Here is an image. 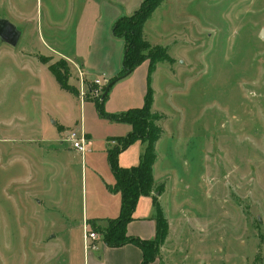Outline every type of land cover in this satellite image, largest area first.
<instances>
[{
    "label": "rangeland",
    "instance_id": "obj_1",
    "mask_svg": "<svg viewBox=\"0 0 264 264\" xmlns=\"http://www.w3.org/2000/svg\"><path fill=\"white\" fill-rule=\"evenodd\" d=\"M49 1L0 0V19L22 31L15 45L0 39V264H84L85 231L108 227L91 222L102 209L92 197L108 170L102 142L119 125L95 119L97 97H81L76 65L44 56L82 103L20 53H49ZM162 10L148 29L175 59L152 82L159 166L176 178L165 194L175 237L209 234L212 247L219 233L228 264H264V0H168ZM77 121L93 136L87 161L67 137Z\"/></svg>",
    "mask_w": 264,
    "mask_h": 264
},
{
    "label": "crops",
    "instance_id": "obj_2",
    "mask_svg": "<svg viewBox=\"0 0 264 264\" xmlns=\"http://www.w3.org/2000/svg\"><path fill=\"white\" fill-rule=\"evenodd\" d=\"M142 1L143 0H68V3L59 5L55 0H50L49 8L46 12V33L50 41H47L46 45H48L50 49L49 53H43V55L39 52L38 57L35 55L26 58L22 52L27 51L26 49H22L20 53L24 59H33L45 65L47 68L49 62H42L40 57L51 55L69 60L73 66L76 65L75 69L77 72L78 69L82 71L87 82H90V80L94 78H99L102 82V86H106L108 81L119 75L118 73L121 71L125 52L124 40L122 37L114 35L113 26L121 16L133 14ZM167 1L168 0H163L145 21L143 25V37L150 44L165 48L168 54L165 45L157 41L154 35L149 33L148 29V23L151 21L152 15L160 10L163 11L162 9ZM21 36L22 31H20L18 41ZM33 52L37 53L35 50ZM169 57L171 56L169 55ZM171 58L172 61H167L169 63H174L175 59L173 57ZM167 61H159L156 63L152 70L150 80V87L152 85L153 88L151 110L160 116V120L158 121L160 127L163 115L155 104L157 89L152 82L154 81L153 75H155L156 67L162 62ZM148 68L149 61L144 60L142 63L138 64L133 71L122 76L111 85L107 97L103 102L106 113L120 114L129 108H138L143 105L144 96L147 91ZM48 70L50 71L49 68ZM53 76L55 78V75ZM78 81L80 82V80ZM75 96L80 103H82L84 99H80L79 95L75 94L74 97ZM95 115V117H97L95 119L101 121L111 120V122L119 125L117 128L121 130V132H114V134L108 135L102 142L100 152L102 153V157L105 156L107 159V149L110 146L109 141L115 143L112 139L123 137V135L131 130V125L127 122L103 118L99 115L98 111ZM55 123H57L59 127L65 128L63 124H59L58 122ZM78 123L77 121L76 124L78 126H76V128L83 130L88 138L89 150L84 154L80 152L82 159L85 158V161H87L93 148V136H91L90 132L85 128V124L83 126V124L81 125ZM162 133L163 130L161 131L160 138L155 143V150L164 141V135H162ZM144 147L145 142L139 139L131 143L118 154V165L123 168L137 165L144 152ZM157 156L156 150V158L153 164L154 187L151 195L158 198L161 211L168 223V232L164 241L159 246L157 255L154 258L155 260L149 264H228L226 262L227 258L224 257L222 253L223 247L220 244L219 233L217 234V239H214L212 247H210L209 234L204 237L203 241H201L202 243L195 241H187L186 243L188 236L184 238V242L181 237H175L178 233L177 231H173V227L171 226V212L166 206L167 200L165 197L167 188L172 184L171 180L173 178H171V173H167L160 168V156ZM107 167L108 170L102 172L103 176L105 175V181L101 182L100 188L94 192L92 197L96 199V205L102 207V209L93 214L94 217L91 222L95 221V225H100V227H105L109 219L117 218L120 215V194L108 189V185H113L115 183L114 175L109 167L108 160ZM166 170L168 171V169ZM175 180L176 178L173 179V181ZM158 188H161L160 192L156 190ZM97 192L99 193L97 194ZM151 195L140 196L133 211V218L128 221L125 226L128 235L137 237L140 240H151L156 234V212L153 206V197H151ZM84 222L85 219L82 225ZM206 227L209 229L208 226ZM192 230H194L192 227H187L184 229V233H188V235L192 232L195 233V231ZM95 232L97 233V231ZM98 233L97 238L92 242V251L84 253V264H142V249L138 245L127 242L121 246L109 247L101 240ZM97 239L99 240L96 241Z\"/></svg>",
    "mask_w": 264,
    "mask_h": 264
},
{
    "label": "trees",
    "instance_id": "obj_3",
    "mask_svg": "<svg viewBox=\"0 0 264 264\" xmlns=\"http://www.w3.org/2000/svg\"><path fill=\"white\" fill-rule=\"evenodd\" d=\"M162 1L143 0L133 14L121 16L115 22L113 26L114 35L122 37L125 43L123 65L121 71L118 73L119 75L108 81L106 86L102 87L101 95L93 99L101 117L127 122L131 125V130L123 135V137L113 139L117 142V145L107 149V160L115 179V183L108 185V189L120 194V215L117 218L109 219L107 228L103 230L97 229V231L101 235V240L109 247L121 246L127 242L138 245L142 249V264H149L155 260L154 258L157 255L159 246L164 241L168 232V223L161 211L158 198L151 195L154 187L153 164L156 158L155 143L160 138L162 130L158 123L160 116L151 110L153 89L150 87V80L156 63L159 61H172V58L166 53L165 48L152 45L143 37V25L145 21ZM150 48L153 49H151L152 52L149 50ZM146 59L149 60V74L143 105L138 108H129L120 114L106 113L103 102L107 97L111 85L122 76L129 74L138 64ZM40 60L45 63L48 62L44 56L40 57ZM63 63H66V61L63 60ZM48 68L55 75L56 81L62 89L78 95V91L68 84L67 78H64L60 68L58 69L54 63H49ZM138 139L145 142L144 152L138 164L124 168L120 167L117 162L118 154ZM156 190L160 192L161 188ZM141 195H151L153 197V206L156 212V234L151 240H140L137 237L130 236L126 233L125 229L126 223L133 218V211ZM91 230L94 231V229Z\"/></svg>",
    "mask_w": 264,
    "mask_h": 264
},
{
    "label": "built area",
    "instance_id": "obj_4",
    "mask_svg": "<svg viewBox=\"0 0 264 264\" xmlns=\"http://www.w3.org/2000/svg\"><path fill=\"white\" fill-rule=\"evenodd\" d=\"M79 75H80V95L83 97L87 93L93 94L95 97H98L101 95L102 90L99 88L102 84L101 80L99 78H94L90 80V82H87L84 78V75L81 70L78 69ZM95 85L99 86L96 87ZM68 140L70 142L71 148L74 150L81 152L84 154L87 150H89V144H88V138L86 137V134L83 130L76 128L73 130H70L67 134ZM97 238V233L94 231H85L83 240L84 245L92 246V242L94 239Z\"/></svg>",
    "mask_w": 264,
    "mask_h": 264
},
{
    "label": "water",
    "instance_id": "obj_5",
    "mask_svg": "<svg viewBox=\"0 0 264 264\" xmlns=\"http://www.w3.org/2000/svg\"><path fill=\"white\" fill-rule=\"evenodd\" d=\"M19 37L20 30H18L13 23H10L6 19H0V39L3 42H6L10 45H15ZM258 37L264 39V27L260 30Z\"/></svg>",
    "mask_w": 264,
    "mask_h": 264
}]
</instances>
